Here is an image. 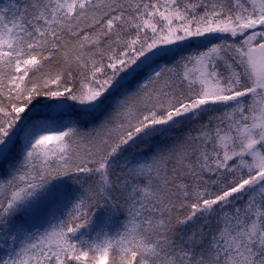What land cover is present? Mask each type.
<instances>
[{"label":"snow or ice","instance_id":"1","mask_svg":"<svg viewBox=\"0 0 264 264\" xmlns=\"http://www.w3.org/2000/svg\"><path fill=\"white\" fill-rule=\"evenodd\" d=\"M0 264H264V0H0Z\"/></svg>","mask_w":264,"mask_h":264}]
</instances>
